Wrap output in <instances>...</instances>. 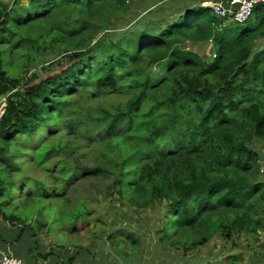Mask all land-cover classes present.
<instances>
[{
	"label": "trees",
	"instance_id": "obj_1",
	"mask_svg": "<svg viewBox=\"0 0 264 264\" xmlns=\"http://www.w3.org/2000/svg\"><path fill=\"white\" fill-rule=\"evenodd\" d=\"M26 1L0 0V222L35 238L56 205L73 234L90 203L78 196L71 206V195L98 180L120 209L155 210L158 225L144 222L161 253L257 241L264 3L240 24L211 14L205 0H153L146 17L99 41L130 0ZM201 43H211L210 62L187 47ZM5 54L21 61L18 76L3 69ZM116 233L107 238L117 247L143 250Z\"/></svg>",
	"mask_w": 264,
	"mask_h": 264
},
{
	"label": "rangeland",
	"instance_id": "obj_2",
	"mask_svg": "<svg viewBox=\"0 0 264 264\" xmlns=\"http://www.w3.org/2000/svg\"><path fill=\"white\" fill-rule=\"evenodd\" d=\"M14 1L16 0H2V2L4 3H12ZM19 1L24 5L27 2L26 0H19ZM150 1H153V0H130L123 16L120 17L119 19L112 20V22H110V25L106 27V29L108 28V31H106L107 33L102 32V31L98 33L97 38H99V41L106 38L105 36L106 34H108V32L109 34L111 33L113 34L114 32H116V30L119 29L118 27H124L129 22L137 21L139 17H146V14L144 15L143 12H145L144 8H146V6L151 3ZM29 10L31 12L29 14H33V16L43 12L42 8H37V7H32ZM152 11H155V9ZM160 17L161 16L159 15L158 16L159 19L157 18L158 23L162 22L161 19L164 18L162 17L160 19ZM125 29L126 28H123V30ZM96 41L97 40H95V42ZM187 47L193 52L200 55V57L206 62H210L215 54L210 44H204V43L192 44V45L190 44V45H187ZM61 57L62 56L59 55L58 57H55L54 60H60ZM4 59L6 63L3 64V69L6 70V67H9V70H6L8 74L13 75V76H18L19 71L16 68L18 67V65L21 64V61L18 60V58H16L14 62L11 63L9 56L7 54H5ZM90 105L94 109V105L93 104H90ZM4 107H5V104L1 102L0 110H3ZM259 151L262 152L263 154L264 148L263 147L259 148ZM73 163L78 168L82 166V162H80V160L79 161L75 160ZM261 173L262 175H264L263 166H262ZM75 188L76 189L72 193L71 198H70L71 199L70 205L71 206L74 205V203L78 199V196L79 198L85 197V196L89 197L88 199L90 203L88 206L87 219L83 218L80 220V222L76 224L78 227V229L76 230L77 232H74L73 234L70 233L73 226H72V221L68 216H66L65 218H61V219L58 218V216L56 215V210H57L56 205H52L50 207L48 206V208L44 210L45 215L49 217L48 218L49 223L47 226L48 227L47 229L49 231L46 230L48 231L47 233L45 231V237L46 239H49L50 241L54 240V243H56L55 245L63 253L64 256H67L68 252L64 253V251H66L67 248L69 249L70 247H73L74 249L75 248L78 249L80 248V245H84V244H88L87 247H89V243L91 241H94V239L95 240L97 239L98 242L103 241V244L101 242L98 243L99 244L98 247H100L101 252H102V249H107L109 251L112 250V252L116 255H119V253L125 252V254L127 253L132 256H136L142 253L143 250L140 251L137 247L138 245H136L135 243H132V241H130V246L132 248L131 250L130 248H128L129 246L128 243L126 245L122 243L121 246H124L127 248V249H122L121 247L120 248L117 247L115 242L112 243L110 239L108 240L107 235L109 233H115V230H117V233H116V236L114 237L120 239V237L118 236H120L121 233L124 234L125 231L129 232L130 235L132 234L136 236L137 238H139V241L142 247L145 249H151L152 245L156 243L157 238L152 233L153 229L149 230V224L147 222L146 223L144 222L145 217L148 215L149 217L148 219L151 221V225H158L160 219H158V215L155 214L154 212L155 210L149 209V212H148L144 210H137V209H132V208L130 209L128 207L120 209V203L115 202L114 200L113 201L111 200L112 198L114 199V197H110V194L108 193V189L105 187V185L102 182L98 180L97 181L96 180L87 181L86 183H83L81 186H76ZM168 222L171 223V219H169ZM124 223L126 224L125 227H123ZM118 226H119V229H118ZM139 226L141 227L142 232L140 231V233L137 234V230H139L138 228ZM63 228L65 232H63ZM119 232L121 233L119 234ZM143 233L145 234L147 233L149 239L146 238L145 236H142ZM151 237L152 239H150ZM116 238L115 240H117V244H118L119 240ZM255 243H256V240H253L252 238L251 239L247 238V243L243 242L240 239V241L236 244V246L232 247V246L227 245L225 248H222L220 247V244L216 246L215 242L212 241L206 247L196 250L195 252L197 253L192 251L188 255H198V256L224 255L223 258L224 257L227 258V256L236 258V262L232 264H256V258L260 255L264 256V248L259 245L256 246ZM154 249H157L158 251L160 249V246L157 244ZM34 250L36 254H43V245H40L37 242L36 248ZM215 251L217 254H214ZM52 252L55 255L57 254L56 250H53ZM37 258L38 256L34 257L35 260ZM221 258L222 257H220V259ZM223 258L220 260V264H222L221 262Z\"/></svg>",
	"mask_w": 264,
	"mask_h": 264
},
{
	"label": "crops",
	"instance_id": "obj_3",
	"mask_svg": "<svg viewBox=\"0 0 264 264\" xmlns=\"http://www.w3.org/2000/svg\"><path fill=\"white\" fill-rule=\"evenodd\" d=\"M1 223L3 222H0V259L2 256H11L21 260L23 264H220V260L224 256L188 255L192 251L183 253L177 250L161 253L160 249L158 251L154 249L156 247L155 244L152 245L153 249L143 248L142 253L136 256L125 254V252L116 255L112 250L102 249L101 252L100 247H98V243L101 241L98 242L97 239L91 241L89 247H87L88 244H84L80 245L78 249H74L73 247L67 248L64 251V253L68 252L67 256H64L55 245L54 240L50 241L46 239L45 231L37 234L34 239L28 229H23L21 226L11 227L5 223ZM138 228L137 234L142 230L140 226ZM142 236L149 239L147 233H143ZM37 242L43 245V254H36L34 249L36 248ZM214 242L216 246L220 244L222 248H225L227 245L232 246L228 241L221 238L215 239ZM101 243L103 244V241ZM262 246L264 247V245ZM53 250H56V255L52 252ZM214 254H217L216 251ZM36 256L38 258L35 260L34 257ZM220 257L222 258L220 259ZM228 262L229 259L227 256V258H223L221 263L229 264ZM256 264H264V256H258L256 258Z\"/></svg>",
	"mask_w": 264,
	"mask_h": 264
},
{
	"label": "built area",
	"instance_id": "obj_4",
	"mask_svg": "<svg viewBox=\"0 0 264 264\" xmlns=\"http://www.w3.org/2000/svg\"><path fill=\"white\" fill-rule=\"evenodd\" d=\"M264 3V0H205L201 3V6L207 7L211 10V14L218 18L229 19L235 23L246 22L253 11L255 5ZM211 45V43H208ZM215 56V55H214ZM213 56V57H214ZM262 228L256 232L257 245H264V223ZM247 243V242H245ZM0 264H23L21 260L11 257L2 256Z\"/></svg>",
	"mask_w": 264,
	"mask_h": 264
},
{
	"label": "water",
	"instance_id": "obj_5",
	"mask_svg": "<svg viewBox=\"0 0 264 264\" xmlns=\"http://www.w3.org/2000/svg\"><path fill=\"white\" fill-rule=\"evenodd\" d=\"M4 109H5V107L3 108V112H2V115H3V113H4ZM2 115H1V116H2ZM1 116H0V118H1Z\"/></svg>",
	"mask_w": 264,
	"mask_h": 264
}]
</instances>
